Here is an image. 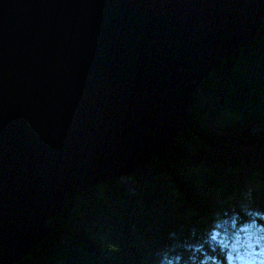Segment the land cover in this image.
Here are the masks:
<instances>
[{
  "label": "water",
  "instance_id": "1",
  "mask_svg": "<svg viewBox=\"0 0 264 264\" xmlns=\"http://www.w3.org/2000/svg\"><path fill=\"white\" fill-rule=\"evenodd\" d=\"M263 18L264 0H0V264L170 146Z\"/></svg>",
  "mask_w": 264,
  "mask_h": 264
},
{
  "label": "trees",
  "instance_id": "2",
  "mask_svg": "<svg viewBox=\"0 0 264 264\" xmlns=\"http://www.w3.org/2000/svg\"><path fill=\"white\" fill-rule=\"evenodd\" d=\"M189 125L67 202L14 264H264V18L200 84Z\"/></svg>",
  "mask_w": 264,
  "mask_h": 264
},
{
  "label": "rangeland",
  "instance_id": "3",
  "mask_svg": "<svg viewBox=\"0 0 264 264\" xmlns=\"http://www.w3.org/2000/svg\"><path fill=\"white\" fill-rule=\"evenodd\" d=\"M199 86H200V85L197 86L195 92L197 91V89H198ZM193 96H194V95H193ZM191 105H192V100H191ZM191 105H190V108H191ZM189 112H190V111H189ZM188 128H190V125H189V113H188V125H187V127H186L184 130H182L181 132L187 130ZM181 132H179V133H181ZM179 133H178V134H179ZM178 134H177V135H178ZM177 135H176V136H177ZM174 141H175V140H174ZM166 148H168V147H166ZM166 148H165V149H166ZM165 149H164V150H165ZM164 150H163L161 153H159L158 155H161V154L164 152ZM124 177H125V176L120 177V178H123V180H124V179H125ZM97 184H98V183H97ZM78 195H79V194H78ZM78 195H77V196H78ZM77 196H76V197H77ZM68 202H69V201H68ZM64 206H65V205H64ZM64 206H63V207H64ZM63 207H62V208H63ZM61 210H62V209H61ZM49 221H50V220H48L47 225H48L49 227H51L50 224H49ZM51 229H52V228H51ZM51 232H52V231H51ZM50 236H51V235H50ZM47 239H49V238H44V239H42V241L47 240ZM39 243H40V242H39ZM39 243H38V244H39ZM35 247H36V246H35ZM35 247H34V248H35ZM34 248H33V249H34ZM30 252H31V251H30ZM30 252H29V253H30ZM29 253H28V254H29ZM28 254H26V255H28ZM26 255H25V256H26Z\"/></svg>",
  "mask_w": 264,
  "mask_h": 264
},
{
  "label": "bare ground",
  "instance_id": "4",
  "mask_svg": "<svg viewBox=\"0 0 264 264\" xmlns=\"http://www.w3.org/2000/svg\"><path fill=\"white\" fill-rule=\"evenodd\" d=\"M22 259V258H21Z\"/></svg>",
  "mask_w": 264,
  "mask_h": 264
}]
</instances>
